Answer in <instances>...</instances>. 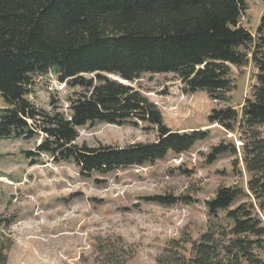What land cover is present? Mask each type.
I'll use <instances>...</instances> for the list:
<instances>
[{
    "label": "trees",
    "instance_id": "1",
    "mask_svg": "<svg viewBox=\"0 0 264 264\" xmlns=\"http://www.w3.org/2000/svg\"><path fill=\"white\" fill-rule=\"evenodd\" d=\"M246 10V0H0V141H40L24 152L31 166L46 158L73 163L90 179L153 165L191 151L211 131L171 130L131 84L173 74L187 93L225 101L234 87L231 67L253 63L257 83L241 111L214 109L208 117L241 142L212 147L208 163L235 157L247 186L220 189L206 202L207 230L196 240L172 238L156 264H264V16L252 34L241 25ZM48 75L79 89L68 112L58 105L46 111L29 99L35 78ZM95 124L153 126L158 140L122 148L77 144L80 129ZM148 201L177 203L173 195ZM5 222L0 218V264H9ZM92 246L86 264H129L136 255L121 236L99 237Z\"/></svg>",
    "mask_w": 264,
    "mask_h": 264
},
{
    "label": "rangeland",
    "instance_id": "2",
    "mask_svg": "<svg viewBox=\"0 0 264 264\" xmlns=\"http://www.w3.org/2000/svg\"><path fill=\"white\" fill-rule=\"evenodd\" d=\"M246 3L241 25L255 34L264 16V1ZM257 72L253 63L232 66L234 87L225 101L205 92L187 93L173 74L144 75L131 84L157 106L171 130L211 131L209 139L191 151L171 154L153 165L117 169L90 179L73 163L58 165L46 158L31 166L24 152H33L40 141L1 140L0 218L6 219L2 233L8 263L86 264V259L91 263L95 239L121 236L136 249L129 264H156V257L172 238L187 235L199 239L210 220L206 202L220 189L246 187L249 178L243 165L236 167L235 157L230 155L208 163L212 147L227 142L241 146L237 135L210 125L208 117L214 109L241 111L257 83ZM34 83L29 99L46 111L58 105L68 112V100L79 92L58 83L54 75L35 78ZM3 107L5 100L0 97V110ZM157 140L153 126L95 124L80 129L77 144L122 148ZM165 195H173L177 203L167 207L148 201Z\"/></svg>",
    "mask_w": 264,
    "mask_h": 264
},
{
    "label": "water",
    "instance_id": "3",
    "mask_svg": "<svg viewBox=\"0 0 264 264\" xmlns=\"http://www.w3.org/2000/svg\"><path fill=\"white\" fill-rule=\"evenodd\" d=\"M126 84H128V83H126Z\"/></svg>",
    "mask_w": 264,
    "mask_h": 264
}]
</instances>
